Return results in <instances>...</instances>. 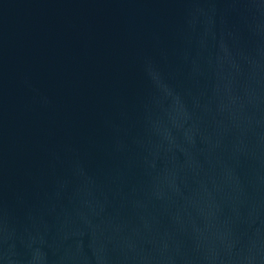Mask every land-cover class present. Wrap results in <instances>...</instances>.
<instances>
[{"label": "water", "instance_id": "water-1", "mask_svg": "<svg viewBox=\"0 0 264 264\" xmlns=\"http://www.w3.org/2000/svg\"><path fill=\"white\" fill-rule=\"evenodd\" d=\"M0 264H264V0H0Z\"/></svg>", "mask_w": 264, "mask_h": 264}]
</instances>
